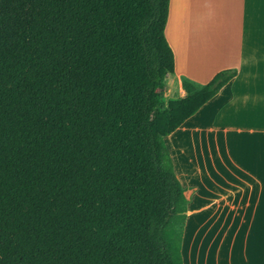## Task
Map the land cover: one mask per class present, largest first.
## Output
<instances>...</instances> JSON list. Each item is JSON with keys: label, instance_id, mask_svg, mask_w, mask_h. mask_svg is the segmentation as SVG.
I'll use <instances>...</instances> for the list:
<instances>
[{"label": "trees", "instance_id": "1", "mask_svg": "<svg viewBox=\"0 0 264 264\" xmlns=\"http://www.w3.org/2000/svg\"><path fill=\"white\" fill-rule=\"evenodd\" d=\"M169 0H0V264H183L165 138L235 76L164 102Z\"/></svg>", "mask_w": 264, "mask_h": 264}, {"label": "crops", "instance_id": "2", "mask_svg": "<svg viewBox=\"0 0 264 264\" xmlns=\"http://www.w3.org/2000/svg\"><path fill=\"white\" fill-rule=\"evenodd\" d=\"M164 36L173 100L183 80L236 71L165 138L187 200L183 264H264V0H169Z\"/></svg>", "mask_w": 264, "mask_h": 264}, {"label": "rangeland", "instance_id": "3", "mask_svg": "<svg viewBox=\"0 0 264 264\" xmlns=\"http://www.w3.org/2000/svg\"><path fill=\"white\" fill-rule=\"evenodd\" d=\"M178 97V96H177ZM174 98H176V96H174L173 94H170L169 90H167L164 87V90L162 92V100L164 102H168L169 100H173ZM175 155V154H174Z\"/></svg>", "mask_w": 264, "mask_h": 264}]
</instances>
